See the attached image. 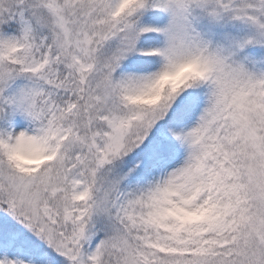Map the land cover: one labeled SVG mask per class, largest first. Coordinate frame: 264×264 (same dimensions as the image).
<instances>
[{"label": "snow or ice", "instance_id": "1", "mask_svg": "<svg viewBox=\"0 0 264 264\" xmlns=\"http://www.w3.org/2000/svg\"><path fill=\"white\" fill-rule=\"evenodd\" d=\"M0 264H264V0H0Z\"/></svg>", "mask_w": 264, "mask_h": 264}]
</instances>
